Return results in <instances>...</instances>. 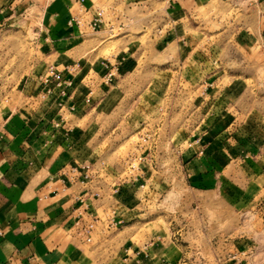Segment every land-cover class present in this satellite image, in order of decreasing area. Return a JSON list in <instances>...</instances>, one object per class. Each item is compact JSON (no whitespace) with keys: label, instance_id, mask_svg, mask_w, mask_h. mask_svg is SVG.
<instances>
[{"label":"rangeland","instance_id":"obj_1","mask_svg":"<svg viewBox=\"0 0 264 264\" xmlns=\"http://www.w3.org/2000/svg\"><path fill=\"white\" fill-rule=\"evenodd\" d=\"M189 1L99 4L106 20L104 27L94 29L102 40L100 56L110 59L123 48L136 49L139 55L135 72L125 79L112 107L91 116L93 145L99 148L92 166L95 183L101 188L122 175H135L130 164L137 166L133 156L139 154L140 143L148 148L147 177L152 182L150 197L139 209L141 217L125 229L111 233L108 212L100 211L104 225H99L91 244L85 243L91 251L89 264H121L116 255L124 242L147 243L159 230L179 244L193 246L182 264H223L238 243L249 249L252 263L264 264V176L252 179L242 164L235 173L241 184L235 191L238 200L194 191L180 155L191 142L178 137L190 134L200 123L197 100L220 98L223 102L214 105L212 114L225 112L222 120L230 119L229 126L233 121L231 131L240 134L249 153L258 149L253 157L264 161V46L259 42L250 49L247 40H236L240 22L253 14L249 10L253 3ZM176 10L185 12V17ZM37 30L33 22L13 29L0 27V100L15 99L20 81L41 64ZM174 38L187 43L183 47L187 55L179 56L185 49L176 48L170 41ZM148 136L150 140L143 143L141 138ZM248 182L252 199L258 197L255 202L248 200L251 196L239 198ZM124 230L129 234H122Z\"/></svg>","mask_w":264,"mask_h":264},{"label":"crops","instance_id":"obj_2","mask_svg":"<svg viewBox=\"0 0 264 264\" xmlns=\"http://www.w3.org/2000/svg\"><path fill=\"white\" fill-rule=\"evenodd\" d=\"M131 1L138 6L149 0ZM231 1L237 4L238 0ZM102 3L0 0V27L36 24L35 41L42 56L37 69L20 81L17 97L0 100V264H89L91 251L85 243L91 244L99 225H104L100 211L108 212V230L112 233L141 217L139 209L150 197L152 181L147 176L151 161L146 154L135 175H122L110 186L98 188L93 176L99 148L93 145L91 116L112 107L125 79L135 72L139 55L136 49L123 48L110 59L100 56L102 40L94 29L106 24L99 11ZM250 5L253 14L240 22L236 40H247L253 49L259 42L264 46V0ZM178 10L174 12L185 17L186 13ZM101 18L102 22L96 23ZM176 39L170 40L176 48H187V43L183 46ZM188 53L185 49L179 56ZM51 66L64 81L72 82L65 97L61 96L63 87L43 81ZM219 102L223 101L218 98L214 102V97L196 101L200 123L190 134L178 136L191 142L180 155L194 191L238 200L235 191L241 184L235 173L243 164L252 179L261 178L264 161L253 157L258 149L249 153L240 134L231 131L233 121L229 126L230 119L222 120L225 112L212 114ZM237 139L240 141L235 146ZM249 186L248 182L241 194L244 196L239 198L251 196L248 200L255 202L258 197L252 199ZM94 219L97 222L88 242L78 235L77 224ZM189 250L192 253V245L179 244L159 230L147 243L124 242L116 259L121 264H182L191 255ZM249 253L238 243L236 252L223 264H254Z\"/></svg>","mask_w":264,"mask_h":264},{"label":"built area","instance_id":"obj_3","mask_svg":"<svg viewBox=\"0 0 264 264\" xmlns=\"http://www.w3.org/2000/svg\"><path fill=\"white\" fill-rule=\"evenodd\" d=\"M251 3L253 4H258L260 1L263 0H249ZM102 22V18L98 19L96 23H100ZM113 75L110 74V78ZM109 78V79H110ZM43 81L45 82V84H50L51 82H56L57 85L63 87L64 89L61 92V96L65 97L67 95L66 93V89L72 86V82L71 81H64V79L62 78L61 74L56 70V68L54 66H51L48 70L47 75L44 77ZM56 127L59 128L61 127V123L56 124ZM141 140L143 141V143H147L148 140H150V137H142ZM145 146H142V143H140V145H138V151L139 154H135L133 157L137 163V166H135L133 163L130 164V169L133 172H136L139 170L140 164L141 162H143V157L146 154L148 148H144ZM86 170H89V167L84 168ZM87 177V176H86ZM95 222H97V219H94L92 223H88L83 225L81 223V221L77 224L78 228H77V233L80 236L86 237L87 241L90 242L92 240L91 234L94 230L95 227Z\"/></svg>","mask_w":264,"mask_h":264}]
</instances>
